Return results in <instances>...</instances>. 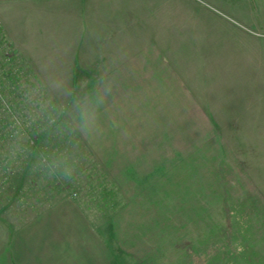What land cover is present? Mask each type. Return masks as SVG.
<instances>
[{
  "label": "crops",
  "instance_id": "crops-1",
  "mask_svg": "<svg viewBox=\"0 0 264 264\" xmlns=\"http://www.w3.org/2000/svg\"><path fill=\"white\" fill-rule=\"evenodd\" d=\"M19 1L31 6L32 48L52 52L36 73L65 81L67 98L70 81L96 82L65 113L121 191L166 192L168 178L174 192L191 193L198 162L207 171V162L237 160L246 175L264 174L245 166L264 162V0ZM196 234L189 264H264V233L238 232L219 248L206 238V249L195 248ZM106 244L68 196L13 229L0 210V264H182L180 249L125 248L118 258Z\"/></svg>",
  "mask_w": 264,
  "mask_h": 264
},
{
  "label": "rangeland",
  "instance_id": "rangeland-1",
  "mask_svg": "<svg viewBox=\"0 0 264 264\" xmlns=\"http://www.w3.org/2000/svg\"><path fill=\"white\" fill-rule=\"evenodd\" d=\"M256 2L247 1L246 8ZM30 10L29 3L0 0V210L10 229L68 196L118 258H124L125 248H166V254L175 248L182 252L181 263L189 264L191 231L197 233L198 249L210 248V240L217 248L227 247L238 232L264 233V174L246 175L237 160L207 162V171L198 162L191 193L174 192L168 178L166 192L121 191L125 186L116 185L95 158L93 140H85L65 113L96 82L70 81L73 95L67 98L65 81L36 73L35 62H50L52 52L42 56L32 48ZM93 35L85 40L91 46ZM254 165L264 168V162L246 160V172L253 173ZM158 200L166 206L150 204ZM158 219L166 225L159 227ZM147 234L148 241L137 240Z\"/></svg>",
  "mask_w": 264,
  "mask_h": 264
},
{
  "label": "trees",
  "instance_id": "trees-1",
  "mask_svg": "<svg viewBox=\"0 0 264 264\" xmlns=\"http://www.w3.org/2000/svg\"><path fill=\"white\" fill-rule=\"evenodd\" d=\"M27 132V131H26ZM27 134H29V133H27ZM29 137L28 138H30L31 136L30 135H28Z\"/></svg>",
  "mask_w": 264,
  "mask_h": 264
}]
</instances>
